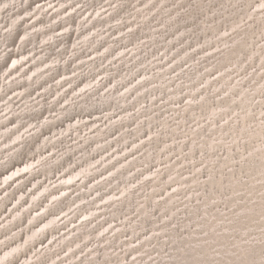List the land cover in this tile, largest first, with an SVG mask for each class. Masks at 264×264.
Masks as SVG:
<instances>
[{
	"label": "rangeland",
	"instance_id": "374dc122",
	"mask_svg": "<svg viewBox=\"0 0 264 264\" xmlns=\"http://www.w3.org/2000/svg\"><path fill=\"white\" fill-rule=\"evenodd\" d=\"M0 264H264V0H0Z\"/></svg>",
	"mask_w": 264,
	"mask_h": 264
}]
</instances>
